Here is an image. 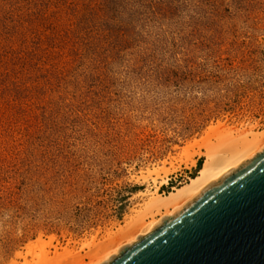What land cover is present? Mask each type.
Returning <instances> with one entry per match:
<instances>
[{
    "label": "rangeland",
    "instance_id": "rangeland-1",
    "mask_svg": "<svg viewBox=\"0 0 264 264\" xmlns=\"http://www.w3.org/2000/svg\"><path fill=\"white\" fill-rule=\"evenodd\" d=\"M217 123L264 129V0H0V264L103 241Z\"/></svg>",
    "mask_w": 264,
    "mask_h": 264
},
{
    "label": "water",
    "instance_id": "water-1",
    "mask_svg": "<svg viewBox=\"0 0 264 264\" xmlns=\"http://www.w3.org/2000/svg\"><path fill=\"white\" fill-rule=\"evenodd\" d=\"M101 264H264V147Z\"/></svg>",
    "mask_w": 264,
    "mask_h": 264
},
{
    "label": "bare ground",
    "instance_id": "bare-ground-1",
    "mask_svg": "<svg viewBox=\"0 0 264 264\" xmlns=\"http://www.w3.org/2000/svg\"><path fill=\"white\" fill-rule=\"evenodd\" d=\"M210 134L216 140L204 141V150L201 153L204 159L197 173L167 192H160L157 186L153 191L138 192V195L144 197L139 208L129 215L116 231L108 232L103 241L91 243L87 249L85 246L80 249L65 247L63 251H59L55 246L53 255L44 243L39 242L41 246L38 253H30L31 245L27 244L26 252H17V256L25 260L23 264H101L111 254H118L120 246L136 241L138 234L150 231L162 216L174 214L206 183L219 178L264 147V129L236 128L217 123L209 127L207 135ZM153 172L160 174L158 169ZM165 181L164 178L161 182ZM51 244L48 242L47 246L50 247ZM34 254H38V261H35V258L29 260V256L34 257ZM10 264L18 263L12 258Z\"/></svg>",
    "mask_w": 264,
    "mask_h": 264
}]
</instances>
